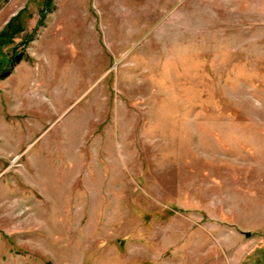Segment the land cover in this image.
<instances>
[{
	"label": "rangeland",
	"instance_id": "374dc122",
	"mask_svg": "<svg viewBox=\"0 0 264 264\" xmlns=\"http://www.w3.org/2000/svg\"><path fill=\"white\" fill-rule=\"evenodd\" d=\"M1 74L0 264H264V0H0Z\"/></svg>",
	"mask_w": 264,
	"mask_h": 264
},
{
	"label": "trees",
	"instance_id": "16d2710c",
	"mask_svg": "<svg viewBox=\"0 0 264 264\" xmlns=\"http://www.w3.org/2000/svg\"><path fill=\"white\" fill-rule=\"evenodd\" d=\"M4 76H5V74H1V75H0L1 78L4 77ZM47 264H48V263H47Z\"/></svg>",
	"mask_w": 264,
	"mask_h": 264
},
{
	"label": "water",
	"instance_id": "95a60500",
	"mask_svg": "<svg viewBox=\"0 0 264 264\" xmlns=\"http://www.w3.org/2000/svg\"><path fill=\"white\" fill-rule=\"evenodd\" d=\"M246 234H247V235H249V233H248V232H247Z\"/></svg>",
	"mask_w": 264,
	"mask_h": 264
}]
</instances>
